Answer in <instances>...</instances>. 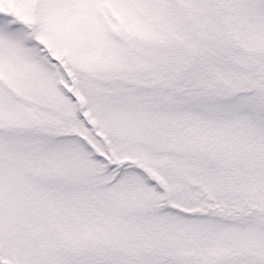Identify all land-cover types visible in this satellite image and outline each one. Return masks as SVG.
<instances>
[{
  "label": "snow or ice",
  "instance_id": "obj_1",
  "mask_svg": "<svg viewBox=\"0 0 264 264\" xmlns=\"http://www.w3.org/2000/svg\"><path fill=\"white\" fill-rule=\"evenodd\" d=\"M0 264H264V0H0Z\"/></svg>",
  "mask_w": 264,
  "mask_h": 264
}]
</instances>
